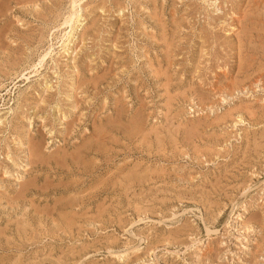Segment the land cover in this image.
<instances>
[{
  "label": "rangeland",
  "instance_id": "obj_1",
  "mask_svg": "<svg viewBox=\"0 0 264 264\" xmlns=\"http://www.w3.org/2000/svg\"><path fill=\"white\" fill-rule=\"evenodd\" d=\"M228 2L0 0V264H264V24Z\"/></svg>",
  "mask_w": 264,
  "mask_h": 264
},
{
  "label": "bare ground",
  "instance_id": "obj_2",
  "mask_svg": "<svg viewBox=\"0 0 264 264\" xmlns=\"http://www.w3.org/2000/svg\"><path fill=\"white\" fill-rule=\"evenodd\" d=\"M27 1V0H26ZM72 1V5H73V7H75V5H76V3H77V1H79V0H71ZM201 1V0H200ZM206 1H208V0H206ZM216 1V0H215ZM225 1V0H224ZM229 2V4H230V0H228ZM245 2L242 4V2H240V1H238L236 4H234V3H232L233 1L231 0V7H230V10H232V12L230 13V14H233V16H230V14H228L229 16H230V18H228V19H230V21L231 22H229V24H231L232 25V27L236 24L235 22H239L240 21V18H241V21L242 20H245L247 23H249L250 25H257V26H259V28H260V26L261 25H263L264 24V0H244ZM218 2H219V0H218ZM222 2V1H221ZM203 3H204V1H203ZM208 3V2H207ZM211 3H214V1L213 2H210V4ZM216 3V2H215ZM225 3V2H224ZM209 4V3H208ZM34 5V4H33ZM216 5H217V3H216ZM243 6V10H241V7ZM72 7V8H73ZM219 7V6H218ZM218 7L216 8V11L218 12L219 10H218ZM2 8V7H1ZM71 8V9H72ZM212 8H214V7H212ZM228 9V8H227ZM213 10V9H212ZM216 11H215V13H216ZM70 12H71V10H70ZM70 12H69V14H68V16L63 20V22L61 23L62 25H67L68 27H69V30L66 32V35H64V37H65V39H64V43H63V45L61 46V47H63V49L67 46H69L70 45V43L74 40V32H76L77 31V29L80 27V25H81V22L84 20L82 17L83 16H81V15H78V13H77V15H76V13H74V11L70 14ZM217 16V15H216ZM74 19H76V23L74 22ZM175 21V20H174ZM173 21V22H174ZM245 21H243V23H245ZM226 22V21H225ZM228 22V21H227ZM178 23V22H177ZM76 24V25H75ZM228 24V25H229ZM240 24H241V22H240ZM248 24V25H249ZM245 25V24H244ZM243 25V26H244ZM226 26H227V24H226ZM225 26V27H226ZM242 26V27H243ZM246 26V25H245ZM5 27V26H4ZM224 27V28H225ZM235 27V26H234ZM233 27V28H234ZM241 27V28H242ZM256 27V26H255ZM223 28V29H224ZM231 29V28H230ZM229 29V30H230ZM237 29H238V26H237ZM237 29H235V30H237ZM240 29V28H239ZM261 29V28H260ZM79 30V29H78ZM163 30V29H162ZM243 30V29H242ZM241 30V31H242ZM244 30H246V28L244 29ZM243 30V31H244ZM165 31V30H164ZM233 31V30H232ZM2 32V31H1ZM172 32V31H171ZM229 32V31H228ZM261 32V31H260ZM168 33V32H167ZM174 33H175V31H174ZM231 33V32H230ZM250 33H251V31H250ZM77 34V33H76ZM176 34V33H175ZM175 34H173L174 36H175ZM257 33H255V35H256ZM80 35V34H79ZM82 35V34H81ZM164 35V34H163ZM167 35H169V34H167ZM241 35V34H240ZM240 35H239V37H240ZM259 35V34H258ZM77 36V35H76ZM170 36V35H169ZM174 36H173V38H174ZM205 36V35H204ZM257 36V35H256ZM165 37V36H164ZM171 37V36H170ZM176 37V36H175ZM238 37V36H237ZM250 37H251V35H250ZM257 37H260V36H257ZM262 37V36H261ZM172 38V39H173ZM244 38H245V36H244ZM262 38H264V37H262ZM1 39V38H0ZM167 39V38H166ZM199 39H204V38H199ZM241 39V38H240ZM246 39H247V37H246ZM252 38H250V40H251ZM257 40H258V38H256ZM168 40H169V38H168ZM167 40V41H168ZM176 40V39H175ZM236 40V39H235ZM253 40H255V37L253 38ZM256 40V41H257ZM259 40H260V38H259ZM83 41V40H82ZM203 41V40H202ZM205 41V40H204ZM203 41V42H204ZM244 41H245V39H244ZM247 41V40H246ZM245 41V42H246ZM234 42V41H233ZM241 42L243 43V41L241 40ZM250 42V41H249ZM251 42H252V40H251ZM259 42H262V39H261V41H259ZM73 43V42H72ZM172 43V42H171ZM174 43V42H173ZM176 43V42H175ZM205 43V42H204ZM238 43H239V39H238ZM254 43H256V42H254ZM263 43H264V40H263ZM243 44H245V43H243ZM252 44V43H251ZM250 44V45H251ZM257 44V43H256ZM262 44V43H261ZM171 45H174V44H171ZM207 45V44H206ZM206 45H204L205 47H206ZM242 45V44H241ZM254 45V44H253ZM239 46V45H238ZM237 46V47H238ZM246 46V44L244 45V46H242V49L244 48ZM4 47V46H3ZM172 47V46H171ZM171 47H170V49H171ZM201 47V46H200ZM203 47V46H202ZM201 47V49L203 50V48ZM236 47V46H235ZM240 47V46H239ZM254 47H256V46H254ZM261 47V46H260ZM264 47V46H263ZM73 48V47H72ZM68 49V48H67ZM200 48H198V50H199ZM201 49H200V51H201ZM204 49H206V48H204ZM239 49H241V48H239ZM242 49L240 50V51H242ZM245 49V48H244ZM249 49V48H248ZM247 49V50H248ZM254 49H257V48H254ZM252 50V52H253V49H251ZM206 51V50H205ZM204 50H203V53L205 52ZM257 51V50H256ZM258 51H260V50H258ZM261 51H262V48H261ZM64 52V51H63ZM167 52H168V50H167ZM170 52V51H169ZM168 52V53H169ZM248 52V51H247ZM203 53H201V55L203 54ZM240 53V52H239ZM260 53V52H259ZM246 54V53H245ZM253 54V53H252ZM251 54V55H252ZM264 54V53H263ZM200 55V56H201ZM206 56H207V54H205ZM241 54H239V56H240ZM256 55V53L254 52V56ZM259 55H261L262 56V54H259ZM46 56V53L45 54H43L42 55V57L40 58V61H42L43 59H44V57ZM168 56V55H167ZM253 56V55H252ZM257 56V55H256ZM261 56L259 57V58H261ZM166 57V56H165ZM199 57V55L197 54V58ZM203 57H204V55H202V58H198V59H203ZM244 57V56H243ZM205 58V57H204ZM258 58V59H259ZM169 60V59H168ZM194 60V59H193ZM196 60V59H195ZM251 60V59H250ZM260 60V59H259ZM200 61H202V60H200ZM199 61V62H200ZM255 61H257L256 59H255ZM169 62V61H168ZM196 62H198V61H196ZM203 62V61H202ZM195 64H198V63H195ZM168 65V64H167ZM199 65V64H198ZM75 66V65H74ZM26 68H27V66H25ZM194 67V66H193ZM195 67H197L196 65H195ZM24 69V68H23ZM156 69V68H155ZM196 69V68H195ZM199 69V68H198ZM74 70V69H73ZM194 70V69H193ZM201 70V69H200ZM21 71H22V69H21ZM158 72H159V70H158ZM168 72V71H167ZM196 72V71H195ZM190 73V72H189ZM194 73V72H193ZM198 73V72H197ZM195 74V73H194ZM72 75V74H71ZM220 75V74H219ZM73 76V75H72ZM170 76V75H169ZM193 76V75H192ZM195 77V76H194ZM221 77H223L222 75H221ZM231 77V76H230ZM220 78V77H219ZM193 79V78H192ZM259 79V78H258ZM219 80V79H218ZM226 80V79H225ZM179 81V80H178ZM231 81V80H230ZM71 82V81H70ZM215 82V81H214ZM223 82V81H222ZM229 82V81H228ZM174 83V82H173ZM232 83V82H231ZM41 84V83H40ZM45 84V83H44ZM43 84V85H44ZM170 84V83H169ZM46 85V84H45ZM223 85V84H222ZM226 85V84H225ZM246 85V84H245ZM40 86V85H39ZM41 86H42V84H41ZM43 87V86H42ZM47 87V86H46ZM45 87V88H46ZM49 87V86H48ZM51 87V86H50ZM169 87V86H168ZM195 87V86H194ZM220 87V86H219ZM236 87V86H235ZM246 87V86H245ZM244 87V88H245ZM46 89H48V88H46ZM50 89V88H49ZM211 89V88H210ZM215 89H216V87H215ZM45 90V89H44ZM189 90V89H188ZM191 90V89H190ZM217 90V89H216ZM234 90V89H233ZM240 91H241V89H240ZM41 92H43V91H41ZM193 92H195V91H191V94L193 93ZM205 92V91H204ZM215 92V91H214ZM197 93V92H196ZM217 93V92H216ZM222 93V92H221ZM74 94V93H73ZM214 94V93H213ZM224 94V93H223ZM227 94V93H226ZM232 94V93H231ZM49 95V94H48ZM196 95V94H195ZM195 95H194V97H195ZM215 95V94H214ZM177 96V95H176ZM190 96H192V95H190ZM199 96V95H198ZM193 97V96H192ZM197 97V96H196ZM201 97V96H200ZM205 97V96H204ZM203 97V98H204ZM73 98V97H72ZM224 98V97H223ZM189 99V98H188ZM190 99H192V98H190ZM42 101H43V99H41ZM67 100V99H66ZM69 100V99H68ZM204 100V99H203ZM225 100V99H224ZM75 101V100H74ZM213 101V100H212ZM73 103V102H72ZM198 103H201V101L200 102H198ZM197 103V105H201V104H198ZM203 103V102H202ZM205 103V102H204ZM207 103H208V101H207ZM37 105V104H36ZM172 105V104H171ZM203 105H205V104H203ZM209 105H210V103H209ZM213 105V104H212ZM55 106H57V105H55ZM208 106V105H207ZM75 107V106H74ZM32 108V107H31ZM58 108V107H57ZM56 108V109H57ZM60 108V107H59ZM252 108V107H251ZM171 109V108H170ZM34 110V109H33ZM239 110H241V107H239ZM243 110V109H242ZM241 110V111H242ZM59 111V110H58ZM138 111V110H137ZM118 112V111H117ZM136 112V111H135ZM179 112V111H178ZM234 112H236V111H234ZM237 112H240V111H237ZM69 113V112H68ZM172 113V112H171ZM232 113V112H231ZM241 113V112H240ZM55 114V113H54ZM170 114V113H169ZM249 114V113H248ZM65 115V114H64ZM56 116H57V114H56ZM66 116V115H65ZM177 116V115H176ZM168 117H169V115H168ZM240 117V116H239ZM59 118V117H58ZM114 118V117H113ZM177 118V117H176ZM42 119V118H41ZM172 119V118H171ZM175 119V118H174ZM182 119V118H181ZM184 119V118H183ZM231 119H233V118H231ZM109 120V119H108ZM166 120V119H165ZM180 120V119H179ZM234 120V119H233ZM1 121V120H0ZM3 121V120H2ZM231 121V120H230ZM251 121V120H250ZM256 121H257V119H256ZM68 122H69V120H68ZM68 122H67V125H68ZM117 122V121H116ZM175 122V121H174ZM177 122V121H176ZM180 122V121H179ZM254 122H255V120H254ZM180 123H182V122H180ZM186 123V122H185ZM252 122H250V124H251ZM256 123V122H255ZM254 123V124H255ZM139 124H140V122H139ZM159 124V123H158ZM163 124V123H162ZM219 124H221V123H219ZM253 124V125H254ZM102 125V124H101ZM123 125V124H122ZM142 125V124H141ZM126 126H127V124H126ZM158 126V125H157ZM159 127V126H158ZM157 127V128H158ZM164 127V126H163ZM176 127V126H175ZM143 127H141V129H142ZM154 128H156V127H154ZM167 128V126L165 127V129ZM187 128V127H186ZM127 129V128H126ZM169 129V128H168ZM174 129H177V128H174ZM197 130V129H196ZM245 130V129H244ZM247 130V129H246ZM245 130V131H246ZM143 131V130H142ZM159 131H161V129L159 130ZM157 132H158V130H157ZM163 132V130L161 131V134H163L162 133ZM173 132V131H172ZM99 133V132H98ZM136 132H134L133 134H135ZM170 133V132H169ZM168 133V134H169ZM197 133V132H196ZM257 133V132H256ZM154 135H155V133H153ZM160 133H158V135H159ZM160 134V135H161ZM185 134H186V132H185ZM248 133H246V136L248 137L249 135H247ZM250 134V133H249ZM252 134V133H251ZM254 134V133H253ZM147 135V134H146ZM157 135V134H156ZM164 135H166V134H163V136ZM169 136V135H168ZM172 136V135H171ZM175 136V135H174ZM192 136V135H191ZM260 136V135H259ZM135 137H136V135H135ZM140 137V136H139ZM196 137V136H195ZM260 137H262L263 139H264V134L263 135H261ZM161 138V137H160ZM172 138V137H171ZM175 138V137H174ZM173 138V139H174ZM176 138H177V135H176ZM175 138V139H176ZM245 138V137H244ZM258 138V137H257ZM162 139V138H161ZM166 139V138H165ZM168 139V138H167ZM247 139V138H246ZM245 139V140H246ZM255 139V138H254ZM86 141V140H85ZM149 141H151V140H149ZM159 141V140H158ZM173 141V140H172ZM171 141V142H172ZM176 141V140H175ZM34 142V141H33ZM161 142V140L159 141V143ZM141 143V142H140ZM151 143V142H150ZM167 143H169V142H167ZM218 143V142H217ZM247 143V142H246ZM251 143V142H250ZM34 144V143H33ZM32 144V145H33ZM83 144V143H82ZM148 144V143H147ZM252 144H253V142H252ZM165 145V144H164ZM179 145V144H178ZM244 145V144H243ZM30 146V145H29ZM80 146V145H79ZM79 146H77V147H79ZM82 146V145H81ZM139 146V145H138ZM146 146V145H145ZM166 146V145H165ZM174 146H175V142H174ZM252 146V145H251ZM256 146V145H255ZM36 147V146H35ZM37 148V147H36ZM76 148V147H75ZM151 148V147H150ZM157 148V147H156ZM166 148V147H165ZM164 148V146H163V149H165ZM248 148H249V146H248ZM247 147H246V149H248ZM144 149V148H143ZM158 149V148H157ZM162 149V148H161ZM245 149V150H246ZM30 151H31V149H29ZM37 150V149H36ZM150 150V149H149ZM155 150V149H154ZM200 150V149H199ZM243 150H244V148H243ZM244 150V151H245ZM250 150V149H249ZM33 151V150H32ZM77 151V150H76ZM160 151V150H159ZM161 151H163V150H161ZM241 151V150H240ZM251 151V150H250ZM261 151V150H260ZM149 152V151H148ZM77 153V152H76ZM75 153V154H76ZM150 153V152H149ZM160 153V152H159ZM170 153V152H169ZM201 153V152H200ZM239 153V152H238ZM244 153V152H243ZM247 153H249V152H247ZM260 153H262V151L260 152ZM260 153H259V155H260ZM72 154V153H71ZM154 154V153H153ZM202 154V153H201ZM201 154H199V155H201ZM245 154H246V152H245ZM257 154V153H256ZM65 155V154H64ZM69 156H70V154H68ZM67 155V156H68ZM241 155V154H240ZM239 155V156H240ZM248 155V154H247ZM252 155V154H251ZM254 155V154H253ZM258 155V156H259ZM29 156V155H28ZM73 156V155H72ZM154 156V155H153ZM195 156V155H194ZM209 156V155H208ZM249 156V155H248ZM32 157V156H31ZM60 157V156H59ZM71 157V156H70ZM74 157V156H73ZM81 157V156H80ZM244 157H247V156H244ZM253 157V156H252ZM257 157V156H256ZM58 158V157H57ZM76 158V157H75ZM196 158V157H195ZM237 158H238V156L236 157V159L235 160H237ZM54 160H56L55 158H53ZM60 159H62V158H60ZM72 159V158H71ZM80 159H82V158H80ZM244 159V158H243ZM247 159V158H246ZM232 160V159H231ZM235 160L233 161V162H235ZM249 160H250V158H249ZM30 161H28V163H29ZM57 162V161H56ZM59 162V161H58ZM142 162V161H141ZM245 162V161H244ZM247 162H249V161H247ZM60 163V162H59ZM58 163V164H59ZM246 163V162H245ZM57 164V163H56ZM141 164V163H140ZM248 164V163H247ZM250 165H253V164H251V162L249 163ZM259 164H260V162H259ZM24 166V165H23ZM149 166H150V164H149ZM149 166H148V168H149ZM27 167V166H26ZM75 167V166H74ZM77 167V166H76ZM135 167V166H134ZM138 168H139V165L137 166ZM146 167V166H145ZM144 167V168H145ZM154 167H157V166H154ZM242 167V166H241ZM251 167H255V166H251ZM143 168V167H142ZM247 168V167H246ZM249 168V167H248ZM137 169V168H136ZM226 169V168H225ZM233 169V168H232ZM255 169H257V167L255 168ZM142 170V169H141ZM140 170V171H141ZM145 170V169H144ZM147 170V169H146ZM149 170V169H148ZM152 170H153V168H152ZM230 171V170H229ZM135 172V171H134ZM156 172V171H155ZM155 172H153V173H155ZM141 173V172H140ZM140 173H138V174H140ZM143 173V172H142ZM221 173H223V172H221ZM225 174V173H224ZM126 175V174H125ZM157 175H158V173H157ZM160 175V174H159ZM232 175V174H231ZM130 177H131V175H129ZM136 176V175H135ZM135 176H133L135 179L137 178V177H135ZM141 176V177H140ZM144 176H148L147 175V173H146V175H144ZM230 176V175H229ZM228 176V177H229ZM123 177H124V175H123ZM126 177V176H125ZM124 177V178H125ZM127 177H128V175H127ZM153 177V176H152ZM138 178H142V175H139V177ZM153 178H155V176L153 177ZM230 178V177H229ZM232 178H233V176H232ZM45 179V178H44ZM121 179H122V177H121ZM219 179V178H218ZM46 180V179H45ZM49 180V179H48ZM126 180H128V178L126 179ZM131 180H134V179H131ZM208 180V179H207ZM215 180V179H214ZM47 181V180H46ZM73 181V180H72ZM145 181H147V180H145ZM210 181V180H209ZM121 182V181H120ZM123 182V181H122ZM149 182V181H148ZM169 182V181H168ZM216 182L218 183V181L216 180ZM263 182V181H262ZM45 183V182H44ZM60 183V182H59ZM244 183V182H243ZM47 184V183H46ZM138 184H142V182L141 183H138ZM212 184V183H211ZM215 184V183H214ZM246 184V183H245ZM57 185V184H56ZM121 185V184H120ZM143 185V184H142ZM241 185V184H240ZM46 186V185H45ZM47 186H48V184H47ZM133 186V185H132ZM135 186V185H134ZM144 186V185H143ZM211 186V185H210ZM20 187V186H19ZM18 187V188H19ZM159 187V186H158ZM217 187H218V185H217ZM238 187V186H237ZM244 187V186H243ZM46 188V187H45ZM134 188V187H133ZM215 188V187H214ZM219 188V187H218ZM221 188V190H222V187H220ZM224 188V187H223ZM234 188V187H233ZM47 189V188H46ZM45 189V190H46ZM142 189V188H141ZM156 189H158V188H156ZM211 189V188H210ZM42 190V189H41ZM215 190V189H214ZM158 191V190H157ZM196 191V190H195ZM206 191V190H205ZM210 191V190H209ZM217 191H220V190H217ZM200 192V191H199ZM198 192V193H199ZM15 193H17V192H15ZM208 193V192H207ZM124 194V193H123ZM219 195H220V193H218ZM224 194V193H223ZM192 195V194H191ZM200 195H202V194H200ZM242 195V194H241ZM203 196V195H202ZM205 196H206V194H205ZM228 196V195H227ZM200 197V196H199ZM219 197V196H218ZM192 198H194L195 199V196H194V194H193V196H192ZM207 199H209V197H207ZM202 200V199H201ZM211 199H209L208 200V202L210 201ZM196 202V201H195ZM202 202V201H201ZM205 202H206V200H205ZM213 202V201H212ZM68 203V202H67ZM77 203V202H76ZM197 203H198V201H197ZM202 203H204V202H202ZM211 203V202H210ZM99 204V203H98ZM255 205H257V204H255ZM73 205H71L70 206V208L72 207ZM102 206V205H101ZM212 206V205H211ZM242 206V205H241ZM246 206V205H245ZM257 206H259V205H257ZM132 207V206H131ZM249 207V206H248ZM247 207V208H248ZM218 208H220V206L218 207ZM217 208V209H218ZM243 208V207H242ZM245 208V207H244ZM250 208V207H249ZM252 208V207H251ZM259 208H261V207H259ZM259 208H257V209H259ZM212 209V208H211ZM246 209V208H245ZM251 210V209H250ZM255 210V209H254ZM71 211V210H70ZM243 211V210H242ZM76 212V211H75ZM100 212V211H99ZM218 214L220 215V211L218 210ZM244 212L246 213V210H244ZM255 213V212H254ZM117 214V213H116ZM251 214H253V213H251ZM236 215V214H235ZM235 215H233V216H235ZM255 215H256V213H255ZM264 215V214H263ZM75 217V216H74ZM254 217V216H253ZM216 218V217H215ZM248 218V217H247ZM77 220H78V218H76ZM87 219V218H86ZM233 219H235L234 220V223L236 222V219L238 220H240V219H242V215L241 214H237L234 218L232 217V216H230V218H229V224H227L228 225V227L231 225V223H232V221H233ZM72 220H74V219H72ZM72 220H70L69 222H71ZM251 220V219H250ZM76 221V220H75ZM74 221V222H75ZM90 221V220H89ZM241 221H243V220H241ZM245 221V220H244ZM249 221V220H248ZM68 222V223H69ZM88 222V221H87ZM67 223V224H68ZM73 223V222H72ZM130 223V222H129ZM233 223V224H234ZM252 223H250V224H248V223H245V222H243L242 223V225L240 226L241 228H243L244 230H250L251 229V227L253 226V225H251ZM69 225V224H68ZM70 225H72L71 223H70ZM239 225V224H238ZM66 226V225H65ZM235 226H237V225H235ZM234 226V227H235ZM238 227V226H237ZM254 227H255V225H254ZM260 227V226H259ZM64 228H66V227H64ZM186 228V227H185ZM253 228V227H252ZM256 228V227H255ZM261 228V227H260ZM236 229V228H235ZM240 229V228H239ZM76 230H78V229H76ZM241 230V229H240ZM74 231V230H73ZM239 230H237L236 232H238ZM68 232V231H67ZM126 232V231H125ZM206 236H208V237H210V236H214V235H217V234H220V231L217 229V228H212V229H209L208 227H206ZM244 232V231H243ZM251 232H254L253 230L251 231ZM241 233H242V231H241ZM245 233H246V231H245ZM52 234V233H51ZM68 234H69V232H68ZM71 234H73V233H71ZM234 234V233H233ZM238 234V233H237ZM50 235V234H49ZM242 235V234H241ZM53 236V235H52ZM244 236V235H243ZM237 237V236H236ZM174 241V240H173ZM248 241V240H247ZM167 243V242H166ZM246 243V242H245ZM250 242H248V244H249ZM224 243H222V245H223ZM249 246V245H248ZM246 247V246H245ZM108 248H110V247H108ZM137 248V247H136ZM249 248V247H248ZM133 250V249H132ZM249 250V249H248ZM247 250V251H248ZM246 251V252H247ZM245 252V253H246ZM249 252V251H248ZM126 253V252H125ZM123 255H124V253H122L121 255H119V257H123ZM67 257V256H66ZM118 257V256H117ZM58 261V260H57ZM80 261V260H79Z\"/></svg>",
  "mask_w": 264,
  "mask_h": 264
}]
</instances>
